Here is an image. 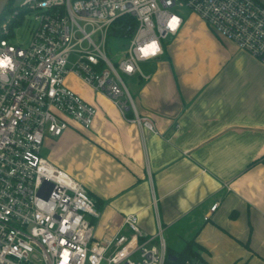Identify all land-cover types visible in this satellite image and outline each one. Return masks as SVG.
Instances as JSON below:
<instances>
[{
  "label": "crops",
  "instance_id": "0c3cea01",
  "mask_svg": "<svg viewBox=\"0 0 264 264\" xmlns=\"http://www.w3.org/2000/svg\"><path fill=\"white\" fill-rule=\"evenodd\" d=\"M144 64L131 93L152 128L70 74L97 114L47 137V159L95 200L97 239L136 214L173 251L195 239L208 264H264V64L195 13Z\"/></svg>",
  "mask_w": 264,
  "mask_h": 264
},
{
  "label": "built area",
  "instance_id": "2783aa9c",
  "mask_svg": "<svg viewBox=\"0 0 264 264\" xmlns=\"http://www.w3.org/2000/svg\"><path fill=\"white\" fill-rule=\"evenodd\" d=\"M17 7L0 25V264H165L162 229L144 234L136 214L124 218L126 232L97 239L95 200L42 155L45 139L61 136L69 120L90 128L97 114L66 78L75 75L152 128L123 77L149 78L141 64L164 55V41L183 25L178 9L264 64V1L25 0ZM30 16L29 44H12L13 29ZM109 36L129 41L118 63L106 52Z\"/></svg>",
  "mask_w": 264,
  "mask_h": 264
},
{
  "label": "rangeland",
  "instance_id": "374dc122",
  "mask_svg": "<svg viewBox=\"0 0 264 264\" xmlns=\"http://www.w3.org/2000/svg\"><path fill=\"white\" fill-rule=\"evenodd\" d=\"M25 0H14V6H20ZM264 1V0H259ZM183 18L188 17L191 12L188 8H179L177 11ZM36 27V22L33 20V17H26L23 19L21 24L13 29L12 35L9 37V41L12 44L15 45H21L23 47L27 46L29 44L31 33ZM166 43V41H164ZM129 46V41L126 39H121L113 36H109L107 40V46H106V52L109 56V58L114 62L118 63L120 62L123 57L124 53L127 50ZM141 68L145 70L146 64L142 63ZM127 86L129 87L130 91H132L134 84L136 83L135 77H123ZM71 85L74 87L79 86L80 83L77 80H73V78H70ZM69 80V81H70ZM73 87V88H74ZM42 155L47 158V150L43 147ZM165 240L167 241V238L165 237Z\"/></svg>",
  "mask_w": 264,
  "mask_h": 264
},
{
  "label": "trees",
  "instance_id": "16d2710c",
  "mask_svg": "<svg viewBox=\"0 0 264 264\" xmlns=\"http://www.w3.org/2000/svg\"><path fill=\"white\" fill-rule=\"evenodd\" d=\"M13 3H14V0H11L9 4L7 5L6 9L4 10L0 18V25L5 21V19L9 15H11L18 8L14 6ZM120 22H122L125 25L130 24L129 18H126V17L121 18ZM19 23H20L19 20L15 21L12 25V28L15 25H18ZM130 36H131V33L127 35V37H130ZM204 251H205V248L202 245H200L195 239H191L187 241L183 245V247L178 251H173L168 248V255H174L176 259L171 260V261L167 260L165 264H208L202 256V252Z\"/></svg>",
  "mask_w": 264,
  "mask_h": 264
},
{
  "label": "water",
  "instance_id": "95a60500",
  "mask_svg": "<svg viewBox=\"0 0 264 264\" xmlns=\"http://www.w3.org/2000/svg\"><path fill=\"white\" fill-rule=\"evenodd\" d=\"M10 1L11 0H0V18ZM175 259L176 257L174 255H168V258H167L168 261L175 260Z\"/></svg>",
  "mask_w": 264,
  "mask_h": 264
}]
</instances>
